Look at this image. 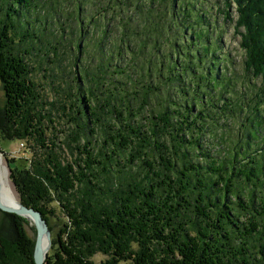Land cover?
I'll list each match as a JSON object with an SVG mask.
<instances>
[{"label": "trees", "instance_id": "trees-1", "mask_svg": "<svg viewBox=\"0 0 264 264\" xmlns=\"http://www.w3.org/2000/svg\"><path fill=\"white\" fill-rule=\"evenodd\" d=\"M89 1L75 0V18ZM37 2L0 0V138H32L49 150L43 160H24L25 167L9 160L19 201L48 225L52 217L63 220L48 226L44 264H264V196L254 201L253 194L264 184V0L214 2L227 21L230 9L236 12L241 72L218 52L213 16L200 0H111L99 7L118 9L115 36L104 22L93 23L95 39L75 38L73 127L66 136L78 156L64 165L55 142H45L48 117L37 109L26 48L18 47L42 33L29 30L27 20ZM88 43L98 56L85 55L86 63L79 58ZM96 126L103 145L94 152L89 136ZM205 134L217 141L204 142ZM113 171L116 182L108 177ZM238 180L252 186L247 201ZM9 215L11 252L0 237V264H34L23 218ZM97 252L106 258L95 263Z\"/></svg>", "mask_w": 264, "mask_h": 264}, {"label": "rangeland", "instance_id": "rangeland-1", "mask_svg": "<svg viewBox=\"0 0 264 264\" xmlns=\"http://www.w3.org/2000/svg\"><path fill=\"white\" fill-rule=\"evenodd\" d=\"M91 1L92 4H90L91 3L90 1L86 2L85 4H82L83 10L80 9L81 10L80 14L78 15L77 18H75L76 14L75 13L72 14L71 11L72 7L74 6L75 0H38L37 7L32 9L27 20L30 22L29 30L38 28L39 31L37 32L35 31V33L37 34L38 32H42V33L37 36V39L35 38L32 39V43L29 40L24 44L18 43L20 52H23L24 48H26V52L24 51L25 53H23V55H24V59L27 61L29 65V69H30L29 77L34 81V90L35 93L38 95L36 100L37 109L40 110L42 114L46 113L48 117L43 121L44 125L47 127L45 133V137L47 141L45 142H49V143L51 141L55 142L56 145L53 148V151L55 155H57L58 159L61 160L62 165L66 164L67 162H73L74 158L78 156L77 151L74 148L75 145L74 142H72L70 138L66 136L70 132V130L72 131L71 128L73 127V123L70 120V118L72 117V113L70 112V110L72 109L70 108L69 104H71L73 100L72 95L74 94V83L72 80V78L75 76V74L73 73V64H72V56L75 53L74 44L77 41L76 39L78 38L82 37L81 38L82 41L85 39H88L89 41L91 39H95L98 36L97 32L95 34H92V30L94 31L95 28L97 29L96 24L93 25V23L103 24L104 22H106L108 24V29L111 30V32L113 33L112 36H115L114 35L116 29L115 22H118V17L116 16L117 14H115V12H117L118 10L117 8H115L113 12L104 9L105 10L104 12L106 13H101V9L99 8L101 6L106 7L105 4H107V2H111V0H91ZM200 2L202 5L210 8L209 12L211 13V16H213L212 19H210L211 20L210 25L212 27V30H214L213 31L214 36H216L214 37V39L219 38V43L221 44V47L218 49V52H222L225 55H227L228 58L231 60V64H232L231 66L236 67L237 72H241L240 62L243 59V52L239 47V36L234 32V28H233V24H234L233 21L236 18V12L234 11V8L230 9V16L232 20L227 21L225 20V18L223 19V15L218 11L219 8H217V3H214L215 0H200ZM67 18L68 20H65ZM79 21H81V23L84 24L85 26V28L84 27L82 28L83 30H81V34L79 30H77L80 24ZM60 23L64 25L63 30L60 28L61 25ZM132 23L133 22L129 24L130 27L132 26ZM99 26L100 25H98V27ZM148 48L149 47L146 48L144 47L143 50L149 51L150 49ZM164 48L165 47H162V49ZM104 49L106 48L104 47ZM95 51L96 50H93L92 43H88L87 46L84 45L82 53L80 54V58H79L80 61L81 59H83L82 61L87 63V60L89 61L90 58L84 59L83 57H85V55L86 57L88 55L91 56V54H93V52L95 53ZM95 54L98 56L97 53ZM96 55L92 60L93 62L97 60ZM126 56L127 58L134 57L132 56L131 53H128ZM2 108H3V89L0 84V126L4 128ZM139 116L141 115H137L135 118L139 119L140 118ZM49 119L51 122L49 121ZM230 125L233 126V130L236 129V124L234 123V121H231ZM9 127L10 125L7 124L6 128L9 129ZM217 133L219 134V132ZM8 135L11 136L10 134ZM102 136L103 134L101 127L96 126L95 131L92 133L91 136H89V138L92 139V147L94 152L97 151L99 148H101V146L103 145ZM234 138L235 137L231 135L226 140H229L228 142H230ZM164 139H166V141L168 142L167 138ZM241 139H243L242 136H240V141ZM202 140L204 142L209 141L215 143L217 141V136L209 137V135L205 134L202 136ZM65 141L66 142L68 141L69 144L71 143V145H73L72 149L67 147V143ZM49 143L45 145L49 146ZM82 144H83V138H80L77 145L80 148ZM257 144L258 143L250 146L251 151H253V149H259L261 145H257ZM109 146L113 147L112 144H110ZM208 146L210 147V144ZM202 148L203 147H200L201 150ZM213 148H218V147H213ZM48 152L49 150L42 148L40 144L38 145V143H36L32 138H29L27 140H21V139L6 140L0 138L1 174L4 173V177L7 180V183L10 188V192L14 195L15 199L18 200L19 203L23 204L22 202L19 201L18 194L10 178L9 160L11 158H15L18 159L22 165H24L26 162L32 161L34 159L43 160ZM113 159L114 160L111 163L112 168H116L115 160H118V158L114 156ZM193 159H195V157H193ZM119 167L120 165L117 166V168ZM132 167L131 169L133 172L140 171L141 174L143 173V171L139 170V168H137L135 165H133ZM113 174L108 173L109 176L108 175L107 176L111 179V182L113 179L116 182L117 174L114 171ZM118 176L120 177L118 179L123 182L124 174ZM241 182L242 181L238 180L235 185L237 190H242L241 192L244 194V195L242 194V197H244L247 201V197H245L247 194L246 192L247 190L251 189L252 186H250L249 184L248 185L243 184ZM114 185L115 183L113 182L112 186ZM253 194L255 196L254 201H256L257 197L259 196L263 197L264 184L261 186V188H257V187L254 188ZM23 205L27 206L25 204ZM51 205H55V203H52ZM27 207H31V206H27ZM56 215L61 218L63 216V213L59 209H56ZM18 216H21L23 218L21 222L23 229L25 230L27 236L30 239H32L33 242L35 243L37 230L34 222L29 218V216H22V215H18ZM51 220L52 222H50L48 225L47 221L44 219L47 229L49 231L48 234L49 246L51 244V233L48 226H53V227L61 226V223L63 221V220L62 221L57 220L54 217H52ZM0 237L5 245L4 251H6V253H10L11 252L10 240L13 238L11 217L9 215V212L3 211L1 209H0ZM43 238L46 241L42 247L45 248V246H47L48 244L46 233H44ZM49 246L47 248L46 254L49 250ZM33 250H34V245H33ZM104 258H106V255L99 252L93 254L92 256V260L95 263L99 262L100 260H103ZM119 264H125V263L122 262Z\"/></svg>", "mask_w": 264, "mask_h": 264}, {"label": "water", "instance_id": "water-1", "mask_svg": "<svg viewBox=\"0 0 264 264\" xmlns=\"http://www.w3.org/2000/svg\"><path fill=\"white\" fill-rule=\"evenodd\" d=\"M0 209L6 212L22 215V216H29V218L34 222L36 230H37V236L34 243V250H33V261L34 264H44V260L46 258V251L47 249H42V236L43 232L46 233L48 239H49V231L47 229L46 223L44 219L41 216L40 211L32 208L24 206L23 204L18 202V205L12 206L7 205L4 202L3 196H2V185L0 180Z\"/></svg>", "mask_w": 264, "mask_h": 264}, {"label": "bare ground", "instance_id": "bare-ground-1", "mask_svg": "<svg viewBox=\"0 0 264 264\" xmlns=\"http://www.w3.org/2000/svg\"><path fill=\"white\" fill-rule=\"evenodd\" d=\"M2 176V177H1ZM0 180H1V185H2V196H3V199H4V202L7 204V205H12V206H16L18 205V200L15 199L14 195L10 192V188H9V185L7 183V180L6 178L4 177V173L1 174V169H0ZM10 213V212H9ZM44 233L43 232V236H44ZM42 236V246L44 245L45 243V239L43 238ZM47 236V235H46ZM47 240H48V244L47 246H45V248L42 247V249H47L48 246H49V239L47 237Z\"/></svg>", "mask_w": 264, "mask_h": 264}]
</instances>
